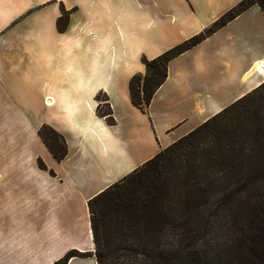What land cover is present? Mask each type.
Instances as JSON below:
<instances>
[{"label":"crops","instance_id":"1","mask_svg":"<svg viewBox=\"0 0 264 264\" xmlns=\"http://www.w3.org/2000/svg\"><path fill=\"white\" fill-rule=\"evenodd\" d=\"M240 1L0 0V264L92 254L88 200L264 82L254 69L264 67V16L252 6L169 61L146 112L130 100L143 56L191 39ZM98 94L114 125L96 114ZM44 124L67 143L61 162L38 135Z\"/></svg>","mask_w":264,"mask_h":264},{"label":"trees","instance_id":"2","mask_svg":"<svg viewBox=\"0 0 264 264\" xmlns=\"http://www.w3.org/2000/svg\"><path fill=\"white\" fill-rule=\"evenodd\" d=\"M252 6H258L264 16V0H241L191 39L155 59L143 56L145 73L129 80L131 103L146 112L168 76V62ZM69 15L61 8L56 23L59 32L65 30ZM258 88L177 141L203 133L213 139L207 160L192 172V178H184L182 188L174 190L168 180L160 178L162 157L175 142L90 198L87 205L95 250L87 255L69 251L54 264L91 255L97 264H264V106L251 102ZM96 100V114L114 125L107 98L98 94ZM38 135L55 160L67 157V143L60 133L44 124ZM38 166L46 169L41 159ZM211 217H215L212 228L223 233V246L218 245L221 239L197 243L199 234L211 231Z\"/></svg>","mask_w":264,"mask_h":264},{"label":"rangeland","instance_id":"3","mask_svg":"<svg viewBox=\"0 0 264 264\" xmlns=\"http://www.w3.org/2000/svg\"><path fill=\"white\" fill-rule=\"evenodd\" d=\"M251 102L252 105L257 107L264 106V82L259 86L253 98H251ZM100 104L103 106L105 102H100ZM212 140L209 133H203L192 140L182 139L180 142H176V145L171 146V148L165 151L162 157L163 165L161 167L162 172L160 178L168 180V183L174 186V190L182 188L185 182L184 178H192V172L195 171L197 167L201 168L202 162L204 164V161L207 160L206 153L209 149L212 150ZM203 170L208 171L206 168ZM214 219L215 217L209 219L212 222L210 228H212ZM222 236L223 233L220 229H216L214 226L206 235L199 234V236H197V243L201 245L221 239L220 241L222 243L218 245L223 246L225 238H222Z\"/></svg>","mask_w":264,"mask_h":264},{"label":"bare ground","instance_id":"4","mask_svg":"<svg viewBox=\"0 0 264 264\" xmlns=\"http://www.w3.org/2000/svg\"><path fill=\"white\" fill-rule=\"evenodd\" d=\"M255 65H256V63H255ZM255 68V71L257 70L258 71V75H263L264 74V67H263V64L261 65V64H259V65H256V66H254ZM48 105H51V101H48L47 100V102H46Z\"/></svg>","mask_w":264,"mask_h":264},{"label":"built area","instance_id":"5","mask_svg":"<svg viewBox=\"0 0 264 264\" xmlns=\"http://www.w3.org/2000/svg\"><path fill=\"white\" fill-rule=\"evenodd\" d=\"M256 73H258V71L256 70ZM259 74V73H258Z\"/></svg>","mask_w":264,"mask_h":264}]
</instances>
